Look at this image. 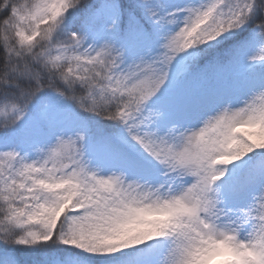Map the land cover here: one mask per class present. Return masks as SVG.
<instances>
[{"label":"snow or ice","instance_id":"snow-or-ice-1","mask_svg":"<svg viewBox=\"0 0 264 264\" xmlns=\"http://www.w3.org/2000/svg\"><path fill=\"white\" fill-rule=\"evenodd\" d=\"M0 264H264V0H0Z\"/></svg>","mask_w":264,"mask_h":264}]
</instances>
